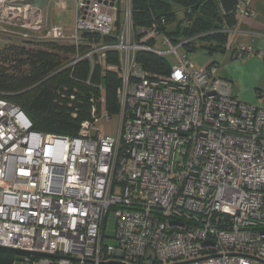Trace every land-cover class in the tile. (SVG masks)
<instances>
[{
  "label": "built area",
  "instance_id": "obj_1",
  "mask_svg": "<svg viewBox=\"0 0 264 264\" xmlns=\"http://www.w3.org/2000/svg\"><path fill=\"white\" fill-rule=\"evenodd\" d=\"M44 1L73 3L70 33L49 24L34 0H0V32L17 28L22 39L71 46L51 73L85 62L84 83L96 93L75 135L34 130L18 105L0 99V246L31 252L22 264H264L260 104L232 96L217 64L193 67L178 53L189 40L173 44L163 17L135 28L131 0ZM233 12L254 16L246 0ZM112 52L116 63L106 62ZM140 52L172 53L175 62L152 73ZM253 53L247 44L230 47L235 59ZM97 65L119 79L116 136L96 126L112 115L102 84L91 83ZM66 92L55 101L75 99V89ZM110 209L116 245L102 242Z\"/></svg>",
  "mask_w": 264,
  "mask_h": 264
},
{
  "label": "trees",
  "instance_id": "obj_2",
  "mask_svg": "<svg viewBox=\"0 0 264 264\" xmlns=\"http://www.w3.org/2000/svg\"><path fill=\"white\" fill-rule=\"evenodd\" d=\"M131 1L135 28L148 26L153 19L162 17L167 26L175 19V8L183 9L189 25L180 31L178 28L174 32L166 30L165 35L174 44L189 40L184 45L188 51L196 48L193 45L194 39L205 40L204 47L210 51H224L228 37L224 29L232 28L236 23L234 12L224 14L218 0ZM180 35L181 38L178 37ZM48 43L64 50L66 54L71 51V46ZM137 60L152 73H166L170 68L165 57L147 52L138 53ZM62 61L55 51L28 50L12 44L0 46V99L18 105L31 120L34 130L75 135L80 121L87 117L89 96L95 94L96 89L84 83L89 75V67L85 62L78 64L72 72L61 70L51 73ZM106 62L116 63V53H108ZM90 76L92 84H102L108 111L116 112V88L119 85L117 74L97 65ZM65 87L67 96L70 91L76 90L75 99L69 101L65 97L60 103L55 101L58 90L62 91ZM73 109L76 110L75 116L71 114ZM8 253L0 250V264H10Z\"/></svg>",
  "mask_w": 264,
  "mask_h": 264
},
{
  "label": "crops",
  "instance_id": "obj_3",
  "mask_svg": "<svg viewBox=\"0 0 264 264\" xmlns=\"http://www.w3.org/2000/svg\"><path fill=\"white\" fill-rule=\"evenodd\" d=\"M34 2L42 7L46 21L49 23L48 10L54 5L47 7L44 0H34ZM246 4L253 9L254 16L241 20H237L235 16L236 23L232 27V31L228 32L224 51H220L222 53L206 66L217 64V77L230 83L232 96L244 102L261 106L257 98V91L264 89V0H246ZM238 44L252 46L254 53L246 54L241 59L233 58L230 54V47H235Z\"/></svg>",
  "mask_w": 264,
  "mask_h": 264
},
{
  "label": "rangeland",
  "instance_id": "obj_4",
  "mask_svg": "<svg viewBox=\"0 0 264 264\" xmlns=\"http://www.w3.org/2000/svg\"><path fill=\"white\" fill-rule=\"evenodd\" d=\"M48 21L49 23H55L61 26L65 33H70L73 29V21H74V5L71 1L67 3L66 8H59L53 7L48 10ZM189 25V21L185 17V11L181 8H175V19L169 22L166 26V30L169 32H174L177 28L183 30L184 28ZM15 34H7L0 32V46L2 45H16L19 47H24L25 49H45L49 51H55L59 59L65 60L66 59V52L60 48H55L53 44L45 42L41 39H34V40H24L17 34L20 33V30L17 28H11ZM28 34H39L34 32H28ZM181 38V35L178 36ZM60 46L66 45L64 42H58ZM174 44V43H173ZM205 40L201 39H194L193 45L196 46L194 50L188 51L186 46L181 47L178 49L179 54L186 53L187 58L193 65V67L201 69L204 68L212 59H214L217 55H219L220 51L213 50L210 51L206 47ZM168 47H160L161 50H166ZM165 59L169 62V65L174 64L175 56L171 54H167ZM261 106L264 109V100H260ZM118 123H119V115L117 112H113L111 115L110 120L99 119L96 126L99 128V133L101 135H110L116 136L118 132ZM95 134V132H93ZM114 225H115V216L114 210L110 209L107 213L104 228H103V244L105 245H116V241L113 238L114 234ZM9 257L11 260L15 261V264H22L21 260L24 258L23 253H16V252H9Z\"/></svg>",
  "mask_w": 264,
  "mask_h": 264
},
{
  "label": "water",
  "instance_id": "obj_5",
  "mask_svg": "<svg viewBox=\"0 0 264 264\" xmlns=\"http://www.w3.org/2000/svg\"><path fill=\"white\" fill-rule=\"evenodd\" d=\"M218 1H219L221 10L224 14L232 13L234 11L235 4L237 2V0H218ZM0 250L1 251H7V252L23 253V254L31 253L29 251H24V250L14 249V248H8V247H2V246H0ZM39 255H47V254L39 253ZM106 264H122V263L108 262Z\"/></svg>",
  "mask_w": 264,
  "mask_h": 264
}]
</instances>
